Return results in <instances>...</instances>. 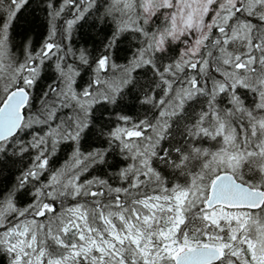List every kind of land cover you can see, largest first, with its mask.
Segmentation results:
<instances>
[{"label": "snow or ice", "instance_id": "6c2138e0", "mask_svg": "<svg viewBox=\"0 0 264 264\" xmlns=\"http://www.w3.org/2000/svg\"><path fill=\"white\" fill-rule=\"evenodd\" d=\"M0 264H264V0H0Z\"/></svg>", "mask_w": 264, "mask_h": 264}]
</instances>
